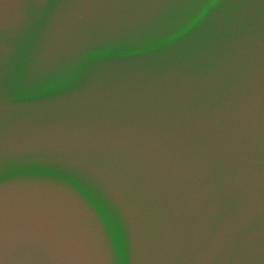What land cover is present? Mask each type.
Segmentation results:
<instances>
[{
  "label": "water",
  "instance_id": "water-1",
  "mask_svg": "<svg viewBox=\"0 0 264 264\" xmlns=\"http://www.w3.org/2000/svg\"><path fill=\"white\" fill-rule=\"evenodd\" d=\"M0 264H264V0H0Z\"/></svg>",
  "mask_w": 264,
  "mask_h": 264
}]
</instances>
